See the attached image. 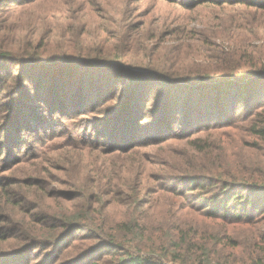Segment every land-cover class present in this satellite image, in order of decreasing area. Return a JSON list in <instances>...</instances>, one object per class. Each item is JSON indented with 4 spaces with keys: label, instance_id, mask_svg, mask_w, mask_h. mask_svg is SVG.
<instances>
[{
    "label": "trees",
    "instance_id": "16d2710c",
    "mask_svg": "<svg viewBox=\"0 0 264 264\" xmlns=\"http://www.w3.org/2000/svg\"><path fill=\"white\" fill-rule=\"evenodd\" d=\"M73 118L97 177L0 184V264H264V0H0V149Z\"/></svg>",
    "mask_w": 264,
    "mask_h": 264
},
{
    "label": "rangeland",
    "instance_id": "374dc122",
    "mask_svg": "<svg viewBox=\"0 0 264 264\" xmlns=\"http://www.w3.org/2000/svg\"><path fill=\"white\" fill-rule=\"evenodd\" d=\"M8 2L9 1L3 2V8L7 6L6 4ZM12 116H10L9 119L7 118L11 125L15 123L16 119V115L15 117ZM86 121V119L73 118L72 120H67L62 123V127L55 128L53 126L57 121L53 122L51 120L47 124L44 123V130H36L30 133L25 132L21 138H13V140H15L14 146L17 145V147L10 146L9 148L0 149V184L4 183L6 185L12 182H24L27 179H33L34 182H52L54 188L57 190L67 191L72 182H89L90 180H94L97 174L94 171H90L88 168H90L92 162H94L92 165L94 166L97 159L100 158L97 157V155H100L97 151H91V157H85L84 160L75 155L74 160L70 162L63 160L64 154L60 155V151H57L58 142H62V144L66 146L69 143L73 144L72 141H77L78 143L88 141V144L92 142V128ZM48 128L53 129L52 131H47ZM58 132L63 133L62 138H55ZM68 150H70L69 147ZM83 150L86 152V147H83ZM40 155L49 163H40L41 170L40 172H36L35 170L37 167L33 166V164L39 163L37 158ZM6 190L9 192L8 194H14L16 196L17 194L25 195L23 188L13 184L7 186ZM3 193L4 190L1 189L0 185V198H5ZM169 196L171 199L173 198V202L176 204H198L194 198H183L176 195L172 196L171 194H169ZM8 206H10V204H8ZM10 207L17 214L25 212L23 203L19 206ZM200 207L199 205L198 208ZM214 223L216 227H218L221 221H214ZM89 234L90 232L84 229L74 231L66 238L64 245L68 246L73 242L81 245L85 243V238H87ZM101 256H104L103 251L96 250L81 264H89V262L96 261Z\"/></svg>",
    "mask_w": 264,
    "mask_h": 264
}]
</instances>
